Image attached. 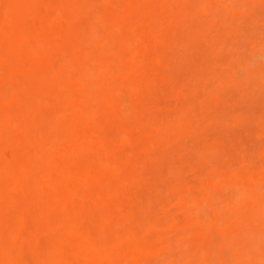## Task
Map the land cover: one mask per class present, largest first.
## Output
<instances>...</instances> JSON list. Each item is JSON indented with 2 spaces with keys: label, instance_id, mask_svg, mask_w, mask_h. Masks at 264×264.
I'll use <instances>...</instances> for the list:
<instances>
[{
  "label": "bare ground",
  "instance_id": "obj_1",
  "mask_svg": "<svg viewBox=\"0 0 264 264\" xmlns=\"http://www.w3.org/2000/svg\"><path fill=\"white\" fill-rule=\"evenodd\" d=\"M0 1L4 2L3 10L0 11L3 14V19H0V50H1L0 84L2 83L0 85V264H134L135 262H137L138 255H145L147 257H158V258L164 256L163 254L165 253L162 252H164L165 249L169 250L170 248H173V246L169 247L168 242L163 244L162 243L154 244L152 241H149V239L146 238V236L151 231L165 229L161 223L152 221L154 217L152 220H147L146 219L147 217H145L146 211H143L144 214H142V210L149 209L148 207L149 205H147L146 203L147 201L145 202L146 204L144 203L147 207L143 204L144 209H142L143 207L141 208L142 205L139 206L142 210L136 205H134L133 206L134 209H132L133 212L136 210V213L134 212L136 215L138 210L141 211V213L138 212V214L139 215L142 214V215L141 216L138 215L137 217L142 218V216L144 215L143 216L144 219L142 218L143 221H141L140 219H139L140 221H137L134 218L131 219L129 216H126L128 214H125L124 212H123L125 214L124 217L123 215L120 216L121 218L123 217L124 219L125 217H129L130 220L129 223L127 222L128 221L127 219L126 221L124 219L123 220L121 219L122 220L121 223L124 224L125 222H127L130 224L128 225L129 227L133 225L132 227H130V229L127 226L126 227L127 232L123 234H120L122 232L121 228L120 230L119 228L117 229V227H119L120 225L119 224L120 217L115 216L118 215L117 214L118 212L119 213L121 212L122 214L123 208L121 207L123 206V204L118 203L116 201V205H115L113 202L117 200L116 198L120 194L119 191L120 188L117 189V184L115 183H121L123 181L133 182L132 179H134L132 175L125 176V173L123 172L126 170L125 168H123L125 167V165L123 163L122 166L121 165L122 163L120 161L123 160V158L121 159L119 156L114 155L117 154V151L121 149L120 146H125V144L132 141L131 136L133 135L130 136L131 133L129 130L122 129L118 125V123H116L117 121L116 122L113 121L112 118H114L115 116L114 114H110V111L116 108L124 109L123 101L121 102L114 101L112 99L113 95L117 96L118 94H121V92L123 91L122 89H126V86L127 89L129 87L133 92H137L138 89L137 87H139V85L142 86L141 84H139V78L137 76V72L138 75L142 74L139 65L141 64L144 65V62L143 63L141 62L144 60L145 56L143 57L137 54V47L139 44V40L134 35V33L133 35L131 34V36H129L130 34L126 36L128 30L126 31L127 33L124 34L122 27L123 25L119 23V21L122 20L125 21L126 22L125 25H127L126 20L130 21L132 13L134 12V8H133L134 6L132 2H135V0L133 1L126 0L122 7L121 14L104 13V15L101 14V15L92 16L91 24L88 23L90 25V28H88L87 24L86 26L82 25L79 20L84 15L89 13L86 7L88 0L87 1L86 0H81V1L80 0H0ZM102 1L103 3H107L110 0H102ZM198 1H197L198 3L201 2L200 0ZM205 1L207 2V0ZM177 2L180 4L179 1ZM209 2H215V1H209ZM125 3H127V6H125ZM222 3H224V1H222ZM218 4L219 6H221L220 5L221 3ZM192 5L194 4H191V6ZM208 5L207 7H209ZM38 6L45 7L49 13L46 14L39 13L36 10ZM196 6L200 7L198 4H196L195 7ZM225 6L227 5L225 4L223 7ZM193 7L190 11L195 12L196 8L193 9ZM215 7L217 6L215 5ZM184 9H186V7ZM219 9L222 8L220 7ZM227 9L229 10V8ZM187 10L189 9L187 8ZM200 10H198V14ZM212 10H210L209 12H211ZM183 11L186 14L185 10ZM213 11L216 10L214 9ZM219 11L222 12L223 10L222 11L219 10ZM225 11L226 10H224V12ZM202 12L203 11H201L200 13L203 14ZM206 15L204 14L203 16ZM207 17L209 18V16ZM27 18H31L33 20L32 23H28L31 26H27L26 24ZM203 19H201L199 25H197L199 31L203 30L201 29L202 26H200V23L201 21L203 22ZM78 20L80 22L79 23L80 26L78 24V28L79 27L81 28V26H83L86 27L87 29V31H85L84 28L82 27L84 30L83 32V30L80 29L82 34L81 32L76 31L74 29L75 27L74 25L76 22L78 23ZM250 20L251 19H249V21ZM130 22L132 23V21ZM206 22H209V20ZM210 23L214 24L212 23L211 20L208 26H210ZM208 26L205 27V23H204L203 28H206V31L204 30V32L206 33L208 32L207 30ZM62 27H65V30L63 29L64 34L63 32L61 34ZM194 27H196L195 23H194ZM192 29L195 30L194 28ZM106 31H107V35H104ZM216 31L215 33H217ZM99 32H101V34ZM183 33L184 32L182 31V35ZM218 33H220V31H218ZM175 34L177 35V33ZM81 35L82 37L84 36L82 38L84 40L87 37L86 39L88 40V42L86 43L87 40L84 41L85 46H87V44L89 43V45L85 47L87 48V50L83 46L84 43L80 42ZM179 35H181L180 32ZM179 35L177 36L179 37ZM243 35L245 34L243 33ZM207 36L208 33L206 37ZM209 36L212 37L213 34L212 36L209 34ZM215 36H218V34ZM206 37L204 35L203 39ZM59 39L61 40V42H57V40L60 41ZM73 40L74 41L77 40L78 42L75 43L76 41L74 42ZM217 40H219V37ZM260 42L262 44V40H260ZM184 43H186V41ZM226 43L224 45H226ZM176 46L178 47V45ZM192 47H194V45H192ZM89 49L97 50L99 52V53L97 52L98 55L96 53L97 57L94 54H91ZM115 50H117V52ZM191 50L192 49H190V52ZM111 51H113V56L115 57V59L112 61H108L104 58V55L105 53L108 54ZM179 52L182 51L180 50ZM258 57L260 56L258 55ZM58 59L59 61L61 60L60 63L57 62ZM241 63L247 64V62L244 63L241 62ZM182 64L183 63H181V66H184ZM187 64L188 62H186V66ZM198 65H201V63H199ZM236 66L234 67L236 68ZM231 67L232 66H230V68ZM139 68H140V72L138 70ZM235 68H233V70ZM195 74L196 72H194V75ZM143 75H144V70H143L142 78ZM227 77H229V75L226 76V78ZM237 78H239V76ZM243 80H246V76ZM252 82L253 81H251V83ZM238 83L240 84V82ZM256 83L257 82H255V84ZM257 85L261 87V83L259 84V81ZM121 86H124L125 88L124 87L122 88ZM144 86L148 88L146 85ZM148 86H150L149 91H151L150 88H154L153 87L154 84L152 86V84L150 83L148 84ZM17 88L19 90L18 92L16 91ZM257 89H255V91ZM249 91L250 93L251 92L254 93V89H252L251 86H249ZM247 93L249 92L247 91ZM247 93L244 94V97L247 95ZM257 93H259L258 90ZM149 94H153V93H149ZM43 95L45 96L47 101H49L48 99L49 97L50 98L52 97L54 101L53 102L41 101L40 98ZM247 96L249 97V94ZM132 99L133 101H136V96ZM129 101L132 102V100ZM141 101L142 100H140V103L139 102L138 103L141 104ZM128 104H130V102ZM136 106L140 108V106L137 105V103ZM136 106L134 105V107ZM142 106L143 105H141V107ZM185 108L187 109L188 107ZM141 109L143 111V109L145 110L146 108L145 106H143ZM41 110H46L47 113L42 115ZM127 113L129 114V112ZM136 113L139 114V112L137 111ZM134 115L136 116L135 113ZM134 115L133 117H135ZM180 118L181 117L176 118V120ZM151 119L152 118H150L149 120ZM137 120L138 119H136L135 122H137ZM150 122L151 121H149L148 123ZM167 122L168 121L163 122L165 123V127ZM153 123H156V121ZM163 123H160V125L164 126L162 125ZM116 126L119 127L118 128L119 135H115L114 137L117 136V138L115 139L118 140L117 146L120 144L118 147L116 145H111V143L109 142L111 140L107 141V139L105 138V135L106 137H108L109 135L107 133L109 132L111 133L113 127L115 129ZM259 128L261 129L260 126ZM107 129L109 130V132ZM260 129L259 132H261ZM255 131H257V129ZM115 132H117L116 129ZM176 134L179 135V133ZM153 139H155V137ZM112 141L114 140L112 139ZM115 146L118 148V150L116 149V151H115L116 148ZM162 150L164 151V149L162 148L159 152H161ZM258 150L259 149H257V151ZM167 151L168 150H166V152ZM109 153H111V156L114 159V161H110L107 158V154ZM153 155L154 154H152V156ZM116 156L119 158H117ZM254 157L256 158V156ZM128 158L130 159V157ZM125 159L127 160V157ZM160 159L158 160L160 161ZM133 163L131 164L135 166V164ZM137 167H138V163H137ZM122 168L125 170H123ZM249 168L252 169L253 167L250 166ZM143 169L144 168H142V170ZM247 174H249V172ZM257 178L259 179V176H257ZM240 180L241 179H238V181L234 179L227 180L225 178L218 179L214 185L215 187L230 186L231 189L233 190L232 186H236V187L238 185L240 186L241 184ZM254 182H256V180ZM114 185H116V187ZM262 188L264 189V184H262ZM198 189L199 188H197V190ZM243 189L244 188H242V190L240 191L241 193L239 194V198H236L237 195L234 194L233 198L236 199L235 201H233L232 205H230L231 203L230 202L228 204V207L229 205L234 207L236 203L237 204L239 203L240 206L246 207L251 210L250 208L251 206L249 205V203L250 204L252 203L254 205L252 206L253 208L256 207V205L257 206L259 205L262 198L258 197L257 198L258 200L257 199H256L257 201L255 200L256 202H252L250 201V199L247 200L246 198L247 196H245L246 194ZM237 190H239V188ZM211 192L209 191V193ZM257 194H259V192ZM215 195L218 194L215 193ZM213 198L214 196L212 197V199ZM214 199H216V197ZM263 200L264 199H262V201ZM222 201L219 202L221 203ZM188 202L189 199H187V197L181 196L177 204L179 205L180 209L181 208L184 209L185 206L187 208ZM112 204H114L113 207L116 208L115 211L117 209L120 210V211L117 210L116 214L112 213L114 214L115 218L111 216L112 214H110L111 212H113L112 210L114 209V208L109 209L112 207ZM237 204L236 206L239 205ZM196 206L197 205L195 204L192 205V207L194 208H196ZM202 207H204V205ZM260 208H261V204L259 205V210L252 209L251 215L257 216L259 218L260 215H262V217L264 218L263 216L264 211L262 212ZM109 210L111 212H109ZM129 210L124 209V211L126 212ZM247 212L248 214L250 213L249 211ZM234 213L236 216V212ZM147 214L150 217L148 210H147ZM154 214H152V216ZM227 214H229V211L227 212ZM134 215L131 214V216L135 217ZM238 215L239 214H237V216ZM220 216L222 215L220 214ZM117 217L119 220L117 219ZM263 218H261V220H263ZM114 219H117L115 221V225L118 226L116 227H114L115 226ZM238 219L240 220V218ZM133 220H136L137 224L138 222L140 224L136 226L135 225L136 221ZM131 221L134 224H132ZM223 221L222 223H224ZM141 222L143 223L141 224ZM127 223L124 225L126 226ZM164 223L166 222L164 221ZM174 223L175 221L174 222L172 221V224L171 223L169 224L171 226H175L176 224ZM123 224H121L120 227L124 226ZM211 224L215 225L212 222ZM260 224L263 225V223ZM112 225L114 231L112 229ZM139 225L141 226L143 225V226L139 227ZM236 226L238 225L236 224ZM134 227L137 228V230L131 229ZM126 228L124 227V229ZM243 228L241 227V229L245 231L246 228L245 229ZM254 228L251 227L250 231L253 230V232H256L254 231L255 230ZM119 231L120 233H118ZM250 231L247 232H249L250 234ZM263 231L261 234L262 238L260 237L261 240H264ZM258 233H260V231ZM258 233H256L255 235L257 236ZM210 235L211 234H209V236ZM215 238H218V235H216ZM206 239H210V238H206ZM253 242H255L254 239ZM227 243L230 242L228 241ZM205 244H207L206 240H205ZM247 244L249 243L247 242ZM192 245H193L192 247L190 245L191 248L194 247V244ZM207 245H208L207 247L211 246L210 244ZM263 245H260L259 247V245L257 244L254 247H252V245L246 246V244H244L243 247L246 246L247 248L249 246L252 247V249L250 250V248L248 247L249 249L244 251L242 247L241 249L243 250V252L241 250L240 252L239 251L240 248H239L238 249L239 252L236 251L235 256L233 255L234 256L233 264H238L239 260H244V261L248 260L254 264H261V261L264 260V250L260 251L261 246ZM215 246H216L215 248H217V245ZM238 246L240 247L239 244ZM168 250H166L167 255H168ZM233 250L234 249H231V251ZM219 251L220 252L224 251L225 253V249L220 250L219 248ZM226 251L228 253V248H226ZM224 255H226V253ZM207 256L208 255H206L205 258ZM170 259H171L170 261H172V254L170 255ZM225 259L226 258H223V260ZM208 260L210 262V259ZM208 260L207 261L203 260V263L210 264ZM223 260L221 262H223ZM226 261L228 260L226 259ZM199 262L202 261L199 260Z\"/></svg>",
  "mask_w": 264,
  "mask_h": 264
},
{
  "label": "rangeland",
  "instance_id": "obj_2",
  "mask_svg": "<svg viewBox=\"0 0 264 264\" xmlns=\"http://www.w3.org/2000/svg\"><path fill=\"white\" fill-rule=\"evenodd\" d=\"M125 1L126 0H110L107 3H103L102 0H88L86 7L89 13L84 15L79 20L82 25L86 26L87 24L88 28H90L89 24H91L92 16L101 15V14L104 15V13L105 14L106 13L121 14V10H122V7ZM177 1H179L180 4ZM193 1L191 0H135V2H132L134 6L133 7L134 12L132 13V16L130 18V21H132V23L126 20L127 25H125L126 23L125 21H122V20L119 21V23L123 25L122 27H123L124 34H126L127 33L126 31L128 30V33L126 36H128L129 34H130L129 36H131V34L133 35L134 33V35L137 37V39L139 40V44L137 47V54L139 56H143V57L145 56L146 59L144 57V60L141 62V63L144 62V65L142 64L139 65V67L141 68L142 74L144 70L143 78H142V74L138 75V72H137V76L139 78V84H141L143 87L139 85V87L141 88L137 87L138 88L137 92H133L129 87L127 89V86L125 85L126 89H122L123 91L121 92V94H118L117 96L113 95V98H112L114 101H118V102L123 101V108H124V109L116 108V109L111 110L110 114H114L115 116L112 119L115 122L117 121L116 123H118V125L122 129L130 131L131 133L130 136L133 135L131 136L132 141L125 144V146H120L121 149L118 150L117 147L120 144L117 146L118 140L115 139L117 138V136L114 137L115 135H119V129H118L119 127H117L118 125L115 128L117 132H115L114 127L112 129L113 133L112 132L110 133L108 130L111 127L107 129L109 133L107 132L105 133L109 135L108 136L109 138L106 137L105 133L104 135L107 141L109 140L112 141V139L114 141L116 140L115 142L109 141L111 145L117 146V147L115 146L116 147L115 151L116 149L118 151H117V154H114V155L119 156L121 159L123 158V160H120V159L118 160L121 161L122 166H123V163L125 165V167L123 168H125L126 170L122 168L123 170H125L123 171L125 173V176L132 175L134 179H132L133 182L123 181L121 183H115L117 184V189L120 188L119 196L121 197L118 196L119 199L117 197L116 198L117 200H115L114 198L115 201L113 200L112 201L114 202L115 205H116V201L118 203L123 204V206L121 207L123 208V211L121 210L122 214L121 212L117 213L118 209L115 211L116 208L113 207L114 204H112V207L109 209L114 208L112 210L113 212H111L110 210L109 212H111L110 214L117 213L118 215H115V216H119V217L122 215L124 217L125 214H128L126 216H129L131 219L134 218L137 221H140V220L143 221L142 218L144 219L143 217L144 215L142 216V218L137 217L139 215L138 212L141 213V211L138 210L137 215H136L135 214L136 210L134 211L135 212L134 213L132 209H134L133 208L134 205H136L137 207L142 205L141 208L143 207L142 209H144V205L147 203V205H149L148 206L149 209H151L155 214L151 210L147 209L150 214V217H149V215L147 214V210H142L139 207L142 210V214H144L143 211H146L145 217H147L146 218L147 220H152L154 217L155 220L153 219L152 221L161 223L165 229L151 231L146 236V238H148L149 241H152L154 244H161V243L163 244V243L168 242L169 247L173 246V248H170L171 250L165 249V251L162 252V253H165L163 254L164 256H161L162 259L161 257L158 258V257H147L145 255H138L137 262H135L134 264H179V263L180 264H204L203 260L207 261L208 259H210V262L208 260L210 264H213V263L233 264L234 263L233 258L235 256L236 251L239 252L241 250L243 252V250L246 251L249 248L251 250L252 247H254L257 244L259 245V247L260 245L264 244V240L260 239V237L262 238L261 234H262V231L264 230L263 229L264 228V222H263L264 218L262 217V215H260V218L257 216L251 215L252 209L259 210L260 204H261L260 209L262 210V212L264 211V200L262 201V199H264L263 198L264 189L262 188V184H264V134H263L264 133L263 131L264 130V87H262L264 86V60H263L264 58V0H220V1L219 0H207V2L205 0H200L201 1L200 3L202 5L198 3L199 2L198 0H197L198 2L196 0H193ZM209 1H215V2H209ZM222 1H224V3H222ZM218 3H221L220 4L221 6H219ZM191 4H194V5L191 6ZM196 4H198L201 7V10H200V7H197V6L195 7ZM225 4L227 6L223 7ZM207 5L209 7H207ZM215 5L217 7H215ZM125 6H127V3H125ZM3 7H4V2L0 1V11L3 10ZM183 7L184 8L186 7V9H184ZM192 7L193 9L196 8L195 12L197 13V15L194 11L193 12L190 11ZM220 7L222 9H219ZM187 8L189 10H187ZM213 8L216 11H213L214 10ZM227 8H229V10ZM36 10L41 14L49 13L47 9L43 6H38ZM183 10H185L186 14L184 13ZM198 10H200L199 14H198ZM210 10H212L213 13L212 11L209 12ZM219 10L221 11L223 10L222 12H224V10L226 11L222 13ZM201 11H203L202 12L203 14L200 13ZM204 14L205 15L207 14V15L203 16ZM207 16H209V18ZM0 19H3V14L1 12H0ZM201 19H203V22L201 21L200 26H202L201 29L203 30L199 31L197 25H199V22ZM210 19L212 20V23L214 24L210 23V26H208L209 22H211ZM249 19L251 20L249 21ZM79 20H78V23L77 22L75 23L74 29L76 31L81 32L80 29L83 30L84 28V30L87 31L86 27L81 26V28L80 27L78 28V24L80 23ZM208 20L209 22H206ZM32 22L33 20L31 18H27L26 20L27 26H31L28 23H32ZM194 23L196 27H194ZM204 23H205V27L208 26L209 28V29L207 28L208 36L209 34L211 36L213 34L212 37L210 36L206 37L207 33L204 32V30L206 31V28H203ZM192 28H194L195 30H193ZM211 28L213 32L211 31ZM63 29L65 30V27L61 28V34L63 32ZM213 29L215 31L217 29L216 31L217 33H215ZM209 30H210V33H209ZM182 31L184 32L183 35H182ZM218 31H220V33H218ZM179 32L181 35H179ZM99 33L101 34V32ZM175 33H177L179 37ZM214 33L215 35L218 34V36H215ZM243 33L245 35H243ZM104 35H107V31L106 33H104ZM204 35L206 38L203 39ZM83 37L81 35V38H80L81 43H84V41L87 40L86 39L87 37L85 38V40L82 39ZM218 37H219V40H217ZM206 39L207 40L210 39V40L207 41ZM260 40H262V44ZM75 41H74L75 43L78 42L77 40ZM185 41L186 43H184ZM57 42H61V40L60 41L57 40ZM87 42L88 40L86 41V43ZM225 43L226 45H224ZM88 45L89 43L87 44V46ZM176 45H178L179 48ZM192 45H194V47L196 45L197 49L196 47L194 49ZM83 46L84 48L87 47L85 46V43L83 44ZM215 48H216V51H215ZM85 49L87 50V48ZM190 49H192L193 51L191 50L190 52ZM178 50L179 51L181 50L182 52H179ZM210 50H211V53H210ZM89 51L91 54H94L95 56H96V53L98 52L95 49H89ZM115 51L117 52V50ZM111 52H112V55H111ZM111 52H109L108 54L105 53L104 55V58L108 61H112L115 59V57L113 56V51ZM255 53H256V56H255ZM0 55H1V50H0ZM258 55L260 57H258ZM59 59L58 61L56 60L58 63L61 62V60L59 61ZM175 62L177 65L175 64ZM180 62L183 63L182 65L184 66H181ZM186 62H188L187 66H186ZM198 62L201 63V65H198L199 64ZM241 62L243 63L247 62V64H242ZM46 63H49V62H46ZM253 63H254V66H253ZM232 64L234 66L237 65L236 68ZM230 66L232 67L230 68ZM140 68L138 69L139 72H140ZM233 68L235 69L233 70ZM194 72H196L195 75H194ZM228 75L229 77L226 78V76ZM157 76H158V79H157ZM238 76L239 78H237ZM245 76H246L247 81L243 80ZM156 80H157V83H156ZM150 81H152L153 83ZM244 81L246 82V84ZM251 81L253 82L251 83ZM254 81L257 83L255 84ZM258 81H259V84L261 83V87L257 85ZM238 82H240V84ZM150 83L152 84V86L154 84L153 86L154 88H150L151 91H149L150 86H148V84ZM234 83L235 84L237 83V84L235 85ZM144 85H146L148 88H146ZM249 86H251L252 89H254V93H252L253 91L251 89L250 90L252 91L251 92L252 94L250 93ZM121 87L123 88L124 86H121ZM255 89H257L259 93H257V90L255 91ZM16 91L17 92L19 91L18 88L16 89ZM247 91L249 93H247ZM149 93H153V94H149ZM245 93H247V95L249 94V97L247 95H246L247 97L246 96L244 97ZM133 96L134 97L136 96V101H133L132 99L134 98ZM48 99L49 101L46 100L44 95L41 96L40 98L41 101H46V102L54 101L52 97L51 98L49 97ZM128 99L132 100V102L135 104H133ZM140 100H142L141 104H139ZM129 102L130 104H128ZM136 103L137 105L140 106V108L136 106ZM134 105L136 107H134ZM141 105L145 106L146 108L145 110L143 109L144 112L141 109L143 107V106L141 107ZM185 107H188V108L186 109ZM128 108L130 109V111ZM135 108H137L138 110ZM135 110L139 112V114H137ZM127 112H129V114ZM46 113H47L46 110H41L42 115ZM134 113L136 114V116L134 115ZM132 114L135 117H133ZM175 117L176 118L181 117V118L176 120ZM128 118H130L132 121ZM145 118L148 120H146ZM150 118L154 120L152 119L149 120ZM127 119L129 122L127 121ZM136 119H138L137 122H135ZM149 121L151 122L148 123ZM155 121L156 123H153ZM166 121H168L167 122L168 124L166 123V127H165V123L163 122H166ZM169 121L170 122L172 121L173 123L172 122L170 123ZM160 123H163L162 125L164 126H161ZM259 126L261 127L262 130L259 128ZM256 129L257 131H255ZM259 129L261 132H259ZM190 130L191 132L192 131L193 132L191 133ZM176 133H179V135H177ZM154 137L155 139H153ZM173 141H175L176 143ZM162 148L164 149V151L162 150L161 152H159ZM257 149L259 150L257 151ZM135 150H136V153H135ZM166 150L168 151L166 152ZM152 154L154 155L152 156ZM131 156H134V157H131ZM254 156H256V158ZM126 157H127V160L125 159ZM128 157H130V159ZM107 158L110 161H114V159L111 156V153L107 154ZM134 159H137L138 161ZM158 159H160V161ZM131 163L135 164L136 167L132 165ZM137 163H138V167H137ZM128 164L129 165L131 164V165L129 166ZM250 166L253 168L252 169L249 168ZM142 168L144 169L142 170ZM248 172L249 174H247ZM235 174H236V177H235ZM219 175L220 176L222 175V176L220 177ZM257 176H259V179L257 178ZM224 178L227 180L234 179L237 181L238 179H241L240 180L241 184L240 186L238 185L237 187L232 186L233 190L231 189L230 186L229 187H222V186L215 187L214 185L215 182L218 179H224ZM205 180H208V181H205ZM255 180L256 182H254ZM114 186L116 187V185ZM197 188L199 189L197 190ZM238 188L239 190H237ZM242 188H244L243 190L245 191V194H246L245 196H247L246 197L247 200L250 199V201L256 202L258 200L257 198L259 197V198H262L261 199L262 203L260 202L259 205L258 206L256 205V207L254 208L252 207L254 205L252 203L251 204L249 203V205L251 206L250 207L251 210L246 207L240 206L239 203H238L239 205L236 203L239 207L236 206V204L234 206L235 208L233 206H230L232 205L233 201H235L236 198H239V194L241 193L240 191L242 190ZM209 191L210 192L212 191V192L209 193ZM213 192L217 193L218 195H215V193ZM258 192L259 194H257ZM234 194L237 195V196L235 195L236 198H233ZM181 196L187 197V199H189L187 208L185 206L184 209L182 208L180 209L179 205L177 204ZM213 196L214 198L216 197V199L218 198L219 200L217 199L218 200L217 201L214 198L212 199ZM150 200L152 201V203ZM219 201H222V202L220 203ZM229 203L230 205L228 207ZM193 204L197 205L196 208L192 207ZM203 205L204 207H202ZM222 208L226 210H223ZM124 209L126 210L130 209V210L127 211L128 212L127 213L126 211H124ZM238 209H239V212H238ZM227 210L229 211V214H227L228 212ZM247 211H249L250 213L248 214ZM234 212H236V216ZM131 214L132 215L135 214L134 215L135 217L131 216ZM142 214H140L139 216H141ZM152 214L154 215L152 216ZM220 214L222 216H220ZM237 214L239 215L237 216ZM111 216L114 217V214H112ZM123 217L122 218L120 217L119 218L120 220L117 217V219L120 221L119 222L120 225L123 224L121 223V221L124 219ZM129 217H125L124 220L126 221L127 219L128 220L127 222L130 223ZM238 218H240L241 221ZM261 218H263V220H261ZM117 219H114V225ZM136 220H133V221H136ZM137 221L135 224L136 226L140 224L139 222L137 224ZM164 221L166 223H164ZM172 221L173 222L175 221L174 223L176 224L175 226H171L169 224V223L172 224ZM222 221L224 223H222ZM127 222H125L124 224H126ZM211 222L215 225H212ZM129 223H127L126 226L123 224L124 226L120 227L119 225L117 229L119 228L120 230L121 228L122 232L120 233L119 231L118 233L123 234L127 232L126 227L130 225ZM142 223L143 222H141V224ZM240 223H243V224H240ZM260 223H263V225ZM236 224L238 226H236ZM116 226L118 225H115L114 227ZM142 226L139 225V227H142ZM240 226L242 228L244 227L243 229L246 228L245 230L246 232L242 230ZM250 226L253 228L256 227L254 228L255 229L254 231L256 232H253V230L250 231L251 230ZM124 227L126 229H124ZM130 227L128 226L129 229ZM135 227L131 229L137 230V228ZM122 228L124 229V231ZM112 229H113V225H112ZM247 231H250V234ZM259 231L260 233H258ZM256 233H258L257 236L259 237L255 235ZM209 234L211 235L209 236ZM215 234L218 235V238L220 239L215 238L216 237ZM228 234H230L231 236ZM255 237L258 239H256ZM206 238H210L211 240L206 239ZM251 238H253L254 241L255 242L257 241L258 243L253 242V239ZM205 240H206V243L210 244L211 246L207 247L208 245L205 244ZM228 241L230 243H227ZM246 241L249 244H247ZM192 244H194L193 248H191L193 246ZM238 244L240 245V247L238 246ZM244 244H246V246L252 245V247H249V246H248L249 248L248 247L246 248V246L243 247ZM215 245H217V248H215L216 247ZM242 247H243V250L241 249ZM219 248L220 250L225 249L226 255H224L225 254L224 251H221L222 252L221 253L219 251ZM226 248H228V253L226 251ZM231 249H234L235 251L234 250L231 251ZM166 250H168V255L166 253L167 252ZM263 250H264V245L261 246L260 251H263ZM171 254H172V261H170ZM205 254L208 255L206 257L207 259L205 258L206 256ZM224 256H227V257H224ZM223 258H226L228 261H226V259L223 260ZM166 260H169V261H166ZM199 260L202 262H199ZM222 260L223 262H221ZM244 262L245 264L246 263L248 264V262L250 261L239 260L238 264L240 263L244 264Z\"/></svg>",
  "mask_w": 264,
  "mask_h": 264
},
{
  "label": "snow or ice",
  "instance_id": "obj_3",
  "mask_svg": "<svg viewBox=\"0 0 264 264\" xmlns=\"http://www.w3.org/2000/svg\"><path fill=\"white\" fill-rule=\"evenodd\" d=\"M248 264H252V262H248ZM261 264H264V260L261 261Z\"/></svg>",
  "mask_w": 264,
  "mask_h": 264
}]
</instances>
